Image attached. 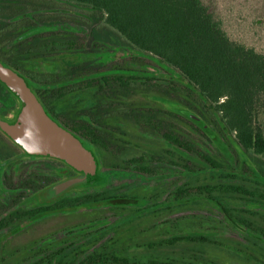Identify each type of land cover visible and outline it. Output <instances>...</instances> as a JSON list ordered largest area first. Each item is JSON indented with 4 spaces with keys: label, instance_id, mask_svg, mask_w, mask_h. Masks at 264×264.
I'll list each match as a JSON object with an SVG mask.
<instances>
[{
    "label": "trees",
    "instance_id": "1",
    "mask_svg": "<svg viewBox=\"0 0 264 264\" xmlns=\"http://www.w3.org/2000/svg\"><path fill=\"white\" fill-rule=\"evenodd\" d=\"M55 1L88 9L94 22L89 35L83 37L49 24H23L28 8L19 0H0L1 63L25 77L48 113L47 108L51 107L63 115L65 105L70 106L65 97H71L68 91L76 90L77 85L91 91L94 103L84 105L82 119L73 112L67 122L97 156L99 152L119 156L129 142L126 130L119 125L114 127L112 119L120 122L122 116L141 128L161 132L165 140L178 147V165L182 169L177 172L185 176V181L160 191L166 197L163 200L159 193L148 199L132 197L111 185L116 176L126 173L148 176L147 181L162 180L175 170L151 164L153 160L148 161L142 154L113 163L99 160L103 164V181L95 186L67 192L42 207L0 213V233L5 231L3 238H8L52 215L102 212L29 243L35 251L27 252L14 264H217L206 251L209 244L220 241V233L214 231L155 238L140 244L148 247V254L134 253L135 246L130 245L132 221L152 214L167 202H176L194 213L200 210L196 207L200 203H210L228 224L237 230L241 226L245 243L235 240L264 257V221H255L257 216L264 217V53L231 39L216 7L206 0ZM116 42L128 51L150 57L166 68L165 75L123 67L124 60L120 64L109 61V52L101 49ZM91 53L95 56L79 64L59 60L54 70L32 68L34 60L57 62L62 54ZM131 57L138 56L132 53ZM139 91L162 92L157 96L167 98L175 109L170 112L176 119L170 120L186 119L202 134H215V144L227 163L205 149L194 151L198 144L172 132L174 127L166 125L170 120L162 116L168 112L166 109L129 103L127 98ZM0 97H6L12 106L18 104L1 82ZM183 106L195 110L208 130L201 122L182 115L179 110ZM190 151L197 152L203 160L199 168L190 166ZM169 152L174 154V149ZM155 159L159 161L160 157ZM63 166L75 173L64 162ZM131 197L137 202L126 201ZM141 199L148 203L143 206Z\"/></svg>",
    "mask_w": 264,
    "mask_h": 264
},
{
    "label": "rangeland",
    "instance_id": "2",
    "mask_svg": "<svg viewBox=\"0 0 264 264\" xmlns=\"http://www.w3.org/2000/svg\"><path fill=\"white\" fill-rule=\"evenodd\" d=\"M21 4L28 8V13L25 14L23 24L38 23L39 25L49 24L50 26L58 27L63 30L75 31L78 35L86 37L89 35L90 28L93 25L91 12L88 9L80 6L68 3L65 1L55 0H19ZM212 3L216 7V12L222 20L223 27L231 39L243 43L247 46L255 48L258 52L264 53V0H206ZM26 10V11H27ZM117 44H109L104 46V51L109 52V61L113 63H121L123 67L133 66L147 69V74L163 76L165 75L164 67L157 64L150 57L142 54L136 50L128 51L121 42ZM134 56H138L133 59ZM95 53L91 54H62L56 61L49 59L48 61L34 60L32 68L35 70H54L57 68L59 60L66 64H79V62L94 57ZM128 56V58H125ZM168 71V70H167ZM169 72V71H168ZM157 94L162 92H137L133 96L127 98L129 103L137 106H149L159 107L166 109V113H163V117L167 119H176L174 114L170 111H174V107L170 105L167 98L159 97ZM83 107L89 106L94 103L91 98V91L82 90ZM2 98V97H1ZM18 107V104H17ZM182 108H188L183 106ZM113 113L114 108H111ZM195 112V110L190 109ZM196 113V112H195ZM84 115V112H83ZM200 116V115H199ZM201 117V116H200ZM120 122L112 119L113 126L119 125L126 130V139L129 141L126 144L125 149L119 156H108L102 153L98 154V158L103 162H120L123 159L132 158L137 155H144L148 161L153 160L151 164H156L167 170L172 168L175 172L162 180H151L148 176L123 174L122 176H116V179L111 184L113 187L120 188L119 192H125L129 196L134 197L138 195L144 198H150L154 194L159 193L163 189H172L174 186L181 185L185 181V176L178 173V170L182 168L172 165L170 162H166L164 159H170L173 157L175 162L179 161V155L176 151V155H167L166 151L172 149V147L166 142L161 132H158L149 128H141L134 124L129 118H123ZM79 118V120H81ZM81 122V121H77ZM167 127L172 128L175 132L184 135L188 140L194 144H198L197 147H193L194 151H202L205 149L207 152L216 156H220V159L225 164L227 163L226 156L220 152V149L215 144L214 138L207 132L202 134L195 130L189 121L183 119L181 122L178 120L166 121ZM261 122L264 128V114L261 117ZM115 127V126H114ZM167 128V130H172ZM226 142V138H223ZM203 146V147H202ZM199 147V148H198ZM202 149V150H201ZM203 150V152L205 151ZM165 152V153H164ZM197 152H189L191 156L190 166L199 168L203 165L202 159ZM221 153V154H220ZM155 157H160L159 161ZM155 159V160H154ZM101 165L102 162L100 163ZM101 169V168H100ZM121 176V177H120ZM115 178V177H114ZM80 189L74 188L73 190ZM160 194V193H159ZM161 195V194H160ZM162 196V195H161ZM162 196V200L165 199ZM142 205H146L145 200L141 199ZM162 207L156 209L152 214L138 218L132 221L130 232L133 240L130 241L131 246H135L134 253H138L140 256L148 254L149 249L146 246H140L147 241H151L155 238L163 239L172 236L173 234H183L186 232H207L214 231L221 235L218 244H209L206 247V251L215 258L217 264H263L257 260V254L253 253L250 249L246 248L244 244V236L240 232L241 226H237L235 229L231 224H228L224 216L217 211L216 208L211 206L210 203L203 205V202L197 205L200 210L198 213L185 210V206L177 205L174 203H163ZM173 205V207H171ZM10 206L1 211L3 213L9 211ZM153 207V206H152ZM166 207V208H165ZM188 208V207H187ZM131 208H127L130 210ZM102 212L97 210H86L77 212H68L52 215L37 223H34L26 228H22L19 232L10 235L8 238H3L5 231L0 233V264H14L18 260H21L27 252L33 253L35 248L30 247L31 242L37 241L40 238L62 230L68 226L75 225L80 222L90 220ZM255 221H264V217H255ZM236 227V226H235ZM240 241H236V240Z\"/></svg>",
    "mask_w": 264,
    "mask_h": 264
},
{
    "label": "water",
    "instance_id": "3",
    "mask_svg": "<svg viewBox=\"0 0 264 264\" xmlns=\"http://www.w3.org/2000/svg\"><path fill=\"white\" fill-rule=\"evenodd\" d=\"M0 82L18 101L17 111L11 119L0 116V129L27 153L58 159L75 172L40 190L36 194L39 201H53L74 188H89L103 181L95 151L51 117L21 73L0 61ZM179 111L201 122L208 130V125L197 113L188 108H180ZM210 135L215 137V134ZM126 201L136 203L137 199L131 197Z\"/></svg>",
    "mask_w": 264,
    "mask_h": 264
},
{
    "label": "flooded vegetation",
    "instance_id": "4",
    "mask_svg": "<svg viewBox=\"0 0 264 264\" xmlns=\"http://www.w3.org/2000/svg\"><path fill=\"white\" fill-rule=\"evenodd\" d=\"M82 90L79 84L76 90L70 89L68 91L71 97H65V100H69L70 106L65 105L63 115L55 112L51 107L47 108L54 119L68 129H72V126L67 122L69 113L73 115V112H75L78 119L82 117ZM74 103H76L75 108H73ZM17 108V105L12 106L11 102L6 99V97H0V116L3 118L11 119L17 111ZM172 132L175 131L172 130ZM166 142L172 147L169 141L166 140ZM175 147L179 155L178 147ZM175 147H172L174 149V154L167 150V155L175 156ZM171 159L172 160L165 158L164 160L177 166L178 162H175L173 157H171ZM66 169L67 168L63 166V162L58 159L27 153L0 129V213H2V209L13 206L14 202L17 200L19 201L18 204L7 211V213L15 209L42 207L63 198L62 194L53 201L41 202L36 197V194L45 187L72 175V173ZM0 218H2V216H0ZM256 258L259 262L264 264V257L259 255Z\"/></svg>",
    "mask_w": 264,
    "mask_h": 264
}]
</instances>
